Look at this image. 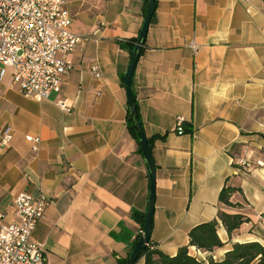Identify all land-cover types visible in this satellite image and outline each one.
Listing matches in <instances>:
<instances>
[{"label": "crops", "instance_id": "0c3cea01", "mask_svg": "<svg viewBox=\"0 0 264 264\" xmlns=\"http://www.w3.org/2000/svg\"><path fill=\"white\" fill-rule=\"evenodd\" d=\"M66 1L71 31L84 41L61 91L28 98L0 68V132L13 134L0 146V228L15 219L20 193L45 194L52 203L32 238L47 264H117L142 234L149 203V172L128 129L132 54L121 46L138 39L146 4ZM156 3L132 80L156 168L149 244L169 257L184 246L197 256L190 231L217 221L223 246L202 260H223L237 243L264 246V0ZM65 99L71 112L58 106ZM29 135L40 138L37 151ZM224 187L236 189L233 206L220 201ZM220 212L248 220L230 235Z\"/></svg>", "mask_w": 264, "mask_h": 264}, {"label": "built area", "instance_id": "2783aa9c", "mask_svg": "<svg viewBox=\"0 0 264 264\" xmlns=\"http://www.w3.org/2000/svg\"><path fill=\"white\" fill-rule=\"evenodd\" d=\"M72 23L66 0H0V68L3 73L12 70V85L24 96L42 101L61 91L74 69L70 55L84 41L71 31ZM92 72L101 76L98 65ZM58 106L66 112L73 109L66 99ZM177 132L184 133L183 119L178 120ZM12 139L10 128L0 132L2 148L9 147ZM26 139L37 151L40 138L29 135ZM51 203L45 194L34 197L22 192L17 196L15 219L0 228V264H47L44 246L32 237ZM201 253L198 250L195 257L201 259Z\"/></svg>", "mask_w": 264, "mask_h": 264}, {"label": "trees", "instance_id": "16d2710c", "mask_svg": "<svg viewBox=\"0 0 264 264\" xmlns=\"http://www.w3.org/2000/svg\"><path fill=\"white\" fill-rule=\"evenodd\" d=\"M145 4L146 14L147 0H145ZM156 4L157 3L155 0V10ZM154 17L155 12L152 21L154 20ZM136 44L137 39H134L126 43L122 42L121 46L122 48L128 50L131 54H133ZM128 129L129 132L133 135L136 140H138L140 144L141 135L139 127L137 121L131 115L129 108ZM235 191L236 189H234L233 187H224L220 193V201L228 206H233L234 204L230 201V199ZM219 218L226 226L230 235L248 220L242 215H230L225 212H220ZM142 223H144V216L142 217ZM217 228V221L202 223L195 226L189 233L190 246L195 247L197 250L209 253H212L216 248L222 247L223 242L219 238ZM140 236L141 235H139L138 238L134 241V243L130 246L127 256L125 258H119L117 260V264H126L127 259L131 255L134 246ZM140 258H144L145 264H205L206 261L207 264H264V246L259 242L237 243L233 246L232 250L228 251L225 254L223 260H218L212 254H210L209 259L202 260L190 254L189 246L181 247L176 256L169 257L164 255L161 251L157 250L155 246L154 248H152L150 245L142 251Z\"/></svg>", "mask_w": 264, "mask_h": 264}, {"label": "water", "instance_id": "95a60500", "mask_svg": "<svg viewBox=\"0 0 264 264\" xmlns=\"http://www.w3.org/2000/svg\"><path fill=\"white\" fill-rule=\"evenodd\" d=\"M155 12V0H147V13L143 23V26L140 30V34L137 39V44L133 51L131 61L129 63L128 71L125 75V86L128 97V108L131 115L137 121L139 131H140V146L141 150L147 165V169L149 172L150 178V194H149V203L146 212L145 222L143 226V232L136 242L134 249L127 259L126 264H136V262L140 259L142 251L148 247L151 238L152 225H153V216L155 211V203H156V168L154 162L151 157L149 141L144 133V129L142 123L139 120L138 107L136 101L134 99V94L132 90V80L133 76L140 59L141 53L143 51V47L148 35L150 23L152 21L153 15Z\"/></svg>", "mask_w": 264, "mask_h": 264}]
</instances>
